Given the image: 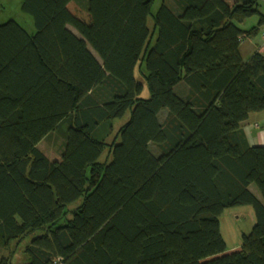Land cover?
<instances>
[{
    "label": "trees",
    "instance_id": "16d2710c",
    "mask_svg": "<svg viewBox=\"0 0 264 264\" xmlns=\"http://www.w3.org/2000/svg\"><path fill=\"white\" fill-rule=\"evenodd\" d=\"M19 1L36 30L0 24V264H264V146L241 129L264 54L239 49L261 0ZM239 205L254 223L228 251Z\"/></svg>",
    "mask_w": 264,
    "mask_h": 264
},
{
    "label": "rangeland",
    "instance_id": "374dc122",
    "mask_svg": "<svg viewBox=\"0 0 264 264\" xmlns=\"http://www.w3.org/2000/svg\"><path fill=\"white\" fill-rule=\"evenodd\" d=\"M162 1L163 0H155L152 6V9H151L152 15L156 12L157 8L160 6ZM70 7L71 9H76L77 5L75 3H71ZM253 19H255V16H251L247 18L244 22L240 23V25H245L247 23L249 24L251 21H253ZM8 20H14L28 32L34 33V31L36 30L32 16L21 10V3L19 0H0V24L5 23ZM147 25L150 29L152 28L153 26L152 16L148 17ZM154 38L155 37H153V41H154ZM262 48H263V44H262ZM144 74H145L144 64L139 66V68L137 65L134 70V75H135V78L138 81H140V83H142V86H143L141 97L147 98L149 96V93H148L146 82L144 80ZM178 89H179L178 86L174 87V90L177 91ZM127 117H128V112L122 118L113 120L112 123H113L115 132H116V129L126 121ZM60 143H61L60 138H58L55 134H52L50 137L41 140L38 144V147L47 157H49L50 159H53L59 156ZM107 154H108V150L106 149L103 155L101 156L102 161L106 159ZM253 187L255 186L251 185V189ZM76 204L77 203L73 204V206H75ZM247 207L252 209V207L249 205H241V206L239 205V206L227 208L223 211V213L219 217L221 234L225 240L227 248H230L232 246L234 247L239 246L241 244V234L243 232H248L252 226V215L249 212V210L247 211ZM235 214H240V216L237 215V217L238 216L239 217L236 218ZM20 241L21 243H20L19 248H17L15 254H13L14 256L13 260L15 262L21 259L22 247L24 244H26L27 240L21 239ZM14 244H16V242Z\"/></svg>",
    "mask_w": 264,
    "mask_h": 264
},
{
    "label": "crops",
    "instance_id": "0c3cea01",
    "mask_svg": "<svg viewBox=\"0 0 264 264\" xmlns=\"http://www.w3.org/2000/svg\"><path fill=\"white\" fill-rule=\"evenodd\" d=\"M264 5V0L260 1ZM257 23V18L253 19L248 25H240L242 28L247 29L252 25ZM262 32H264V26H262L259 32L251 37H246L240 42V53L243 59H248L252 53L255 51H259L264 54V50L262 48L263 37ZM241 129L245 136V139L250 145H262L264 146V110L252 112L248 115V117L241 122ZM254 186V185H253ZM254 189V190H253ZM256 195H258V191L256 187L251 189ZM252 215V225L254 223V213L253 210L247 207V211ZM251 210V211H250ZM240 214H235V217ZM240 246V245H239ZM239 246H237L239 248ZM237 247H230L228 251H232L237 249Z\"/></svg>",
    "mask_w": 264,
    "mask_h": 264
},
{
    "label": "built area",
    "instance_id": "2783aa9c",
    "mask_svg": "<svg viewBox=\"0 0 264 264\" xmlns=\"http://www.w3.org/2000/svg\"><path fill=\"white\" fill-rule=\"evenodd\" d=\"M262 37H263V48H264V32H262Z\"/></svg>",
    "mask_w": 264,
    "mask_h": 264
}]
</instances>
